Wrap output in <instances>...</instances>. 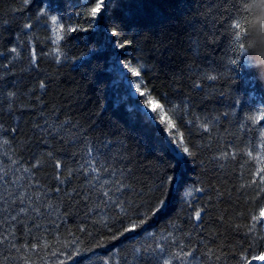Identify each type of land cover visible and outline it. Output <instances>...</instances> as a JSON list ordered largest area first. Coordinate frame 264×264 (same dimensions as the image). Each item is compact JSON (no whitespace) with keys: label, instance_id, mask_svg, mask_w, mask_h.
Listing matches in <instances>:
<instances>
[{"label":"trees","instance_id":"trees-1","mask_svg":"<svg viewBox=\"0 0 264 264\" xmlns=\"http://www.w3.org/2000/svg\"><path fill=\"white\" fill-rule=\"evenodd\" d=\"M253 2L105 0L96 25L61 41L57 63L50 28H37L46 21L39 10L62 16L66 26L86 28L94 0H31L26 6L22 0H0V193L6 199L11 193L13 202L0 219V264H55L65 257L51 252L71 253L76 247L79 255L65 264H155L154 254L143 250L158 243L171 252L181 244L186 251L197 249L199 264H237L249 246L243 226L259 203L252 199L255 186L241 188L256 168L246 150H258L264 127V121L253 126L246 118L264 109V78L257 71L264 66V38L254 31L259 17L250 11ZM239 5L243 15L233 20ZM237 22L240 32L231 27ZM25 23L33 27L26 29ZM112 27L119 37L111 35ZM120 42L127 47H115ZM13 46L20 56L9 51ZM122 62L142 65L152 94L181 106L174 119L193 154L178 156L179 165L168 137L136 111L138 100L123 83ZM9 92L16 95L8 97ZM204 123L208 131L200 127ZM90 147L96 166L108 169L99 181L89 167ZM223 152L237 155L223 158ZM166 176L175 177L162 190L168 193L166 206L135 232L111 239L128 218L118 219L120 210L102 199L100 183L108 180L104 190L111 189L114 199L126 202L129 216L140 219L133 213L141 204L157 203L156 189ZM116 182L125 185L120 192ZM187 186L203 189L192 204L183 200ZM18 197L24 198L22 206L39 211L21 213L13 223ZM201 208L205 212L197 222L194 211ZM33 243L48 247L32 250Z\"/></svg>","mask_w":264,"mask_h":264},{"label":"snow or ice","instance_id":"snow-or-ice-1","mask_svg":"<svg viewBox=\"0 0 264 264\" xmlns=\"http://www.w3.org/2000/svg\"><path fill=\"white\" fill-rule=\"evenodd\" d=\"M22 3L26 6L31 3V0H22ZM105 9V0H94L93 5L88 8L87 14L85 17V23H87L88 27L84 28L81 25H71L68 24L66 26V23H63V17L58 15H50L48 8H41L39 10V16L45 17V26H48V22L50 21V32H51V38L50 42L55 45L53 49V54L55 55L57 63H59L61 56L63 55L61 51V41H64L67 35H70L72 33H77L80 31H88L89 28L93 27L97 23V18H103L102 13ZM76 17L84 16V13L82 12H76L73 13ZM243 15V9L239 5L236 8V11L234 12L235 18L233 20H236L239 16ZM26 29H31L33 25L31 23H25L23 25ZM231 27L235 29L236 32H240L241 25L240 23H232ZM111 35L113 37H119L121 34L116 27H112L109 29ZM239 38V37H237ZM115 47H118L119 49H124L127 47V44L124 42L116 43ZM9 51L13 54H15V57L20 56V52L17 47L13 46L9 49ZM14 57V58H15ZM31 61L33 65L37 62V54L36 50H31ZM123 68L131 75V77L137 78L138 82L134 85V91L135 95L137 96V107L136 111L141 112L144 116V118L148 121H150L153 124H156L158 127H160L161 131L168 137V142L172 145H175V151L177 152V165L180 164V160L178 158L179 153L182 152L186 156H191L192 150L190 148V145L188 142L185 141V137L183 133L179 132V126L177 123V119H174V117H179V112L182 110L180 105H173L170 103V101L167 100L166 96L160 95L156 96L152 94V91L147 88V86L143 82L142 78V68L143 66H132L130 62H122ZM5 67H7L5 65ZM209 79H215L214 76L208 77ZM41 88H44L45 85L43 82L40 84ZM8 97H14L16 95L15 92H9ZM163 101V102H162ZM167 105V106H166ZM11 106V105H9ZM247 120L251 122L253 126L260 125L261 121H264V109L259 110L255 113H252L248 115ZM182 119V118H180ZM188 123H193V121L189 120ZM200 127H202L205 131H208V125L206 123L201 124ZM243 127V125H241ZM14 131V130H13ZM259 144H258V150L257 148H251L249 150H246V156L248 158V161L254 162L256 164L255 171L251 173V178L246 183L241 184V188H251L255 186L258 191L257 195L253 197L252 199L254 201H259L257 207L254 210H250V223L248 225H244L243 227L247 228L246 236L256 232L257 228L264 229V199H261V194H264V127L259 131ZM5 144L8 143L7 140L4 141ZM104 147H107V144L104 145ZM93 148H88V155L90 157L89 160V167L90 170L93 173H96L97 175L94 177L96 180H100L99 173L103 171H108V169L105 167L101 169L100 167L96 166V160L95 158L91 157V153L93 152ZM51 155V153H49ZM237 153H228L223 152L221 153V156L223 158H228L231 156L232 158H235ZM15 163V161L13 162ZM39 161L36 162L33 167H36L39 165ZM61 163L60 161L56 162V168H60ZM83 167V166H82ZM243 167V166H242ZM25 172H28L29 169H24ZM71 174V173H69ZM59 178V176L57 177ZM4 177L0 176V180H3ZM110 182L108 180H104L100 183L99 187L102 191V199L106 200L108 204H111L114 207L119 208V214L118 219L128 218V223L125 227H123L122 230L118 232V235H113L111 239H117L118 236H123L126 233H132L135 232L137 229L141 228L144 224L147 223L148 219L151 218V216H155L158 214L165 206H166V196L168 195L167 192H163L162 190L165 188L166 184H174L175 183V177L174 176H166L163 180H161L159 186L157 187L156 191L161 192V198H158L157 203L152 207H145L143 204L139 206V208H144V211L141 213L139 211V208L136 210L133 215L140 216V219H133L129 216V210L125 207L126 202L119 198H113L115 193L111 189H105V186L108 185ZM118 186L115 188V192H120L125 185H123L122 182H116ZM59 191V189H57ZM194 191H203V189H195ZM187 196L191 197L193 196V192L189 191L186 193ZM11 193H9V198H5V196L0 193V201H3L2 204H0V219L3 218V213L11 212L12 210V201L10 199ZM19 204L21 206L18 207L17 214L14 216H10V219L13 223L17 222L18 217L21 213H28L29 211L32 212H38V208H28L22 206L24 203L23 197H18ZM51 207V205H49ZM205 212V209H197L194 211V219L197 222H202V213ZM101 223H104L101 221ZM105 227H107V224H105ZM242 227L240 225H237V228ZM83 230V229H81ZM30 231V230H29ZM109 231L111 229L109 228ZM169 237H171V233L168 234ZM163 240H167L168 237H161ZM264 241V235H260L255 237L254 242L248 246V248H245L244 251L239 255V258L237 260V264H254V262H264V245H262L260 242ZM72 244L75 245L76 241H72ZM28 245H24V247H27ZM68 244L65 242V247H67ZM15 247V245H13ZM47 248L48 244L45 243L44 245H40L38 243L31 244V249L36 250L38 248ZM185 245L181 244L179 246V250L176 252H171L166 250V246L164 244H157L155 248H145L143 251L145 253H148L149 250L153 255V260L155 261V264H159V262L162 260V264H173V261H178L179 264H192V259L195 258L197 249L190 248L189 250H185ZM90 250V249H87ZM81 249L79 247H76L71 253L60 251L57 249L56 251H53L50 253L51 256L55 257L58 254L60 256L65 257L66 260H71L73 256L79 255ZM141 249L137 248L135 249V253H140ZM210 255H214L212 250H209ZM192 258V259H190ZM220 256H215L216 260H219ZM65 259H60L55 262V264H65Z\"/></svg>","mask_w":264,"mask_h":264},{"label":"rangeland","instance_id":"rangeland-1","mask_svg":"<svg viewBox=\"0 0 264 264\" xmlns=\"http://www.w3.org/2000/svg\"><path fill=\"white\" fill-rule=\"evenodd\" d=\"M37 28L39 29V28H46L47 30L50 28V26H49V23H48V26L46 27L45 26V21L43 20V21H40L39 22V24H38V26H37ZM49 40V39H48ZM50 41V40H49ZM13 56H15V54H13ZM122 69V80H123V83L125 84V86H126V88H127V92H128V94H129V96L130 97H132V98H135V97H137L136 95H135V91H134V85L138 82V80H137V78H135V77H132V80L131 81H128L124 76V74L125 73H128L123 67L121 68ZM124 71V72H123ZM169 145H171L172 146V148L174 149V148H176V146L175 145H172V144H170L169 143ZM176 152V151H175ZM177 153V152H176ZM182 155H184L182 152H180L179 153V156H182ZM195 189H198L197 187H195V186H187L185 189H184V191H183V200H184V202L186 203V204H192V203H194V202H196V199H197V195H198V192L199 191H194ZM189 191H192L193 192V196H191V197H189V196H187L186 195V193L187 192H189ZM257 207V205H254V207H253V210L255 209ZM250 223V222H249ZM248 223V224H249ZM247 224V225H248ZM244 232H245V234H246V232H247V228L246 227H244ZM260 235H264V229H261V228H257V230H256V232H254V233H252V234H250V235H248L247 236V239H248V243H249V245L250 244H252L253 242H254V239H255V237H257V236H260ZM262 245H264V241H261L260 242ZM176 251H178V250H176ZM190 259H192V258H190ZM256 263H258V264H264V262H259V261H257V262H254V264H256ZM192 264H199V261H198V258L196 257V255H195V258L194 259H192Z\"/></svg>","mask_w":264,"mask_h":264},{"label":"clouds","instance_id":"clouds-1","mask_svg":"<svg viewBox=\"0 0 264 264\" xmlns=\"http://www.w3.org/2000/svg\"><path fill=\"white\" fill-rule=\"evenodd\" d=\"M250 11L259 17L254 25L255 34L264 38V3H259L258 0H254ZM261 55L264 56V47L261 48ZM257 71L261 78H264V66H258Z\"/></svg>","mask_w":264,"mask_h":264},{"label":"bare ground","instance_id":"bare-ground-1","mask_svg":"<svg viewBox=\"0 0 264 264\" xmlns=\"http://www.w3.org/2000/svg\"><path fill=\"white\" fill-rule=\"evenodd\" d=\"M174 151H175V148H174ZM257 262V261H256ZM256 264H258V263H256Z\"/></svg>","mask_w":264,"mask_h":264},{"label":"water","instance_id":"water-1","mask_svg":"<svg viewBox=\"0 0 264 264\" xmlns=\"http://www.w3.org/2000/svg\"><path fill=\"white\" fill-rule=\"evenodd\" d=\"M198 193H200V192H198Z\"/></svg>","mask_w":264,"mask_h":264}]
</instances>
